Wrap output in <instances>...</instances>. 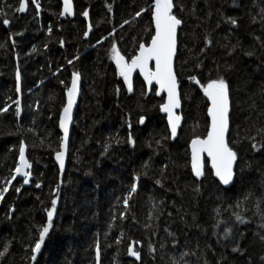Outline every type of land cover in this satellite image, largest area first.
Instances as JSON below:
<instances>
[{
    "label": "trees",
    "instance_id": "trees-1",
    "mask_svg": "<svg viewBox=\"0 0 264 264\" xmlns=\"http://www.w3.org/2000/svg\"><path fill=\"white\" fill-rule=\"evenodd\" d=\"M73 1V18L59 16L62 10L60 0H40L43 10L38 17L34 5L28 0L26 14L13 15L9 12V19L12 20L9 26L2 24L4 17L0 16V44L4 45L0 47V107L11 103L9 97L15 100L18 96L15 91L17 67L21 71L23 91L22 128L19 133L14 106L9 112L0 115V183L9 176L10 170L18 162L21 139L28 145L27 156L32 164L30 184L23 185L19 194L10 188L5 200L0 202V250L5 240L13 241L8 264H27L24 246L38 238L36 226L46 221L44 208L50 207V189L61 179L59 167L54 160L58 138L62 135L58 119L65 102V88L60 81L70 84L73 70L82 72V96L72 128L67 169L62 177L64 183L62 198L57 206L58 214L54 218V228L38 256V264H95L97 238L101 244L102 264H172L173 260L179 259L181 252L196 253L195 256L185 257L188 264H201L198 257L202 252H207V258L212 264H216V260L222 256L227 257L228 264H243L246 257L232 253L230 241L217 243L218 237L213 235V209L220 206L223 210L229 203L235 204L237 200H242L244 193L253 192L254 196L237 209L252 222L235 225L247 236L242 243L252 241L253 233L260 223L253 212L256 198L264 192V150L254 152L247 140L242 143L239 141L245 134L255 135V131H249V128L256 121L257 112L264 109V99L259 94L260 86L264 84V67L257 70L264 62V54L258 51L259 59L247 57L238 48L233 56H226L221 45L228 43L224 37L230 26L223 23L220 15L223 12L226 16L243 17L240 28L229 40L235 44L239 39L242 47L249 49L254 44L250 34L264 38L260 25L251 22V15L256 14V10L251 7V0L248 7L240 9L231 6L232 0H180L185 10L181 13L175 9L184 21L179 31L180 51L176 70L184 122L177 139L174 142L167 141L165 149L158 148L155 142L161 135L168 134L166 119L159 111L162 99L155 95L154 90L148 93L139 75L134 78V94H129L122 78L116 74L114 62L109 58L113 42L128 57L135 54L138 42H150L145 31L152 30L150 13H142L135 20L133 17L136 11L147 8L151 0ZM18 3L19 0H0V9L9 11L6 5L15 7ZM256 3L259 5L260 0H256ZM85 9L89 11L87 18L81 15ZM124 20L132 23L121 28ZM218 22L221 23L219 29L216 28ZM89 23L92 32L89 39H85L83 33L88 30ZM49 26L52 27L50 35L47 31ZM113 30L115 35L109 36ZM17 32L22 35H14ZM205 35L212 38L213 46L199 56L204 67L197 69V54L203 47ZM102 37L108 39L98 44L97 40ZM13 39L16 41L15 46ZM60 40L64 41L63 47ZM75 56H79V60H75L74 65H68L67 60ZM213 61L220 65L225 61L234 65V70L225 75L233 88V99L240 105L231 125V139L237 141L234 147L239 153L238 166L244 171L227 200L211 175L203 180L201 192L196 195L191 187L196 182L190 170L185 167L190 140L194 135L206 134L207 123L206 100L199 86L187 77L196 75L202 82H206L210 70L211 76L215 77ZM61 68L62 71L58 72L57 69ZM246 81L250 82L246 84ZM118 85L121 87L119 97L115 92ZM237 88L240 89L238 92ZM141 91L147 93L143 98L140 96ZM252 99L257 104L255 111L249 109ZM140 105L144 109L142 114L148 117L144 126L136 124L141 114ZM127 113L132 115L136 147L133 149L126 142L116 146L113 141L109 155L102 158L100 153L110 138L126 141L128 128L124 119ZM30 128L35 131H28ZM149 157L152 159L148 176L142 177L134 197L135 202L130 201L132 216L122 222L115 221L110 230L108 225L112 223V214L118 216L122 209V202L117 205L115 198L127 192L133 171H141L143 162ZM164 164L169 167L164 188H161L154 180ZM89 172L91 175H88ZM36 182H42L40 189L35 188ZM21 184L22 178L13 181L15 186ZM185 185L189 187L185 188ZM160 201H163V214L159 221L152 222L157 232L153 236L152 229H146L144 225L149 222L148 213L156 211L153 204ZM10 207H15L16 211L9 220L7 214ZM182 216L184 219H181ZM221 218L228 221L229 225L234 221L230 211H224ZM165 228L174 236H169ZM222 230L223 225L215 229L217 232ZM121 231L125 233V239L118 249L114 237ZM132 240L141 241L137 245L141 250L140 262L126 254ZM149 240L156 247L154 256L148 251ZM173 240L178 242L175 248ZM161 242L165 243L163 249L160 248ZM207 245H211L212 250H208ZM249 254L258 258L259 245L250 247Z\"/></svg>",
    "mask_w": 264,
    "mask_h": 264
},
{
    "label": "snow or ice",
    "instance_id": "snow-or-ice-1",
    "mask_svg": "<svg viewBox=\"0 0 264 264\" xmlns=\"http://www.w3.org/2000/svg\"><path fill=\"white\" fill-rule=\"evenodd\" d=\"M31 4L34 5L36 16L38 17L43 10L40 0H31ZM231 6L236 9L248 7L249 0H232ZM5 7H7L9 11L0 9V16L4 17L2 24L4 26H9L12 23V20L9 19V12H12L13 15L14 13H24L28 8V0H19L18 6L15 7L12 5H6ZM251 7L256 10L255 15L247 13L248 15H251V22L253 24H259L261 32H264V0H260L259 5L256 3V0H251ZM174 9H178L181 13L185 10L184 5L180 0H175V2L174 0H151V3L148 4L147 8H141L139 11H136L133 17V20H135L136 17H141L142 13H150L152 30L145 29L150 37V42H144L143 40L138 42L135 54L130 57L123 54L115 42L111 44L109 49V58L115 64L116 74L122 78L123 85L126 86V90L129 94H134L133 74L138 71V74L143 77V82L148 85V91L154 90L155 95L161 97L163 102L159 104V111L166 114L168 134L161 135L160 138L155 141L157 147L160 149H165L167 141L177 139L178 129L181 127L183 119L182 115L177 112V109L181 108L182 95L178 72L176 70V61L180 51L179 31L182 30L184 21L177 15ZM111 10V5H109V11ZM72 14L73 0H63V10L59 13V16H70ZM81 15L87 18L89 16V11L85 9L82 11ZM220 15L223 23L230 26L224 37L225 41H228V43L221 45V47L225 49V55L231 57L239 48L244 56L256 57L259 59L257 52L259 51L261 54H264V38L259 35L250 34L254 44L250 46L249 49L243 48L239 39H237L235 44H232L229 37L233 36L235 31L240 28V21L243 17L226 16L223 12H221ZM208 16H211V12L208 13ZM257 17L259 19H257ZM130 23H132V21L124 20L123 24H121V28H123L125 24ZM197 27H199V25H197ZM220 27L221 23L218 22L216 28L219 29ZM91 30L92 25L89 23L88 30L83 33V36L87 38ZM47 31L50 35L52 33V27L49 26ZM14 35L20 36L22 33L17 32ZM108 35L114 36L115 30L109 32ZM9 38L11 39V37ZM107 39L108 37H102L97 40V43L103 44ZM12 43L13 46H15L16 41L13 39ZM59 43L61 47H63L64 41L60 40ZM212 46V38L205 35L203 39V47L200 48L199 53L197 54V63L195 65L197 69H202L204 67V63L202 60H199V56L203 55ZM0 47H4V45L0 44ZM45 47H47V45H45ZM35 51L36 49L33 48V52ZM188 51L191 52L192 50L188 49ZM75 60H79V56L67 60V64L74 65ZM184 63H187V61H184ZM213 64L215 65L214 70L216 75L215 77H212L210 70L209 78L206 82H202V80L198 79L196 75H189L187 77L190 82L199 86V90L202 92L203 97L206 100L205 107L207 123L205 127L206 134L194 135L190 140L185 167L190 170V173L196 182L191 185L192 191L196 195H199L201 192L203 180L208 179L209 175H211L216 179L218 190L223 192V197L227 200L230 199L232 190L235 188L237 181L241 179L244 171L243 168H239L238 166L239 153L234 147L237 141L231 139V125L234 123L236 109L240 107V105L233 99V88L229 79L225 75V73L234 70V65L227 63V61H225L223 65H220L215 61H213ZM262 67H264V62H262L261 66H258L257 70H261ZM221 68H223V71H221ZM57 71H62V68L57 69ZM15 80V91L19 94L21 93V71L19 67L16 69ZM81 80L82 72L80 70H73L71 73L70 84H66L64 80L60 81V84L65 88L66 97V101L62 105L58 119V127L61 130L62 135L58 138L59 145L58 149L55 150V159L59 164L61 179L56 183L55 187L50 189V207L44 208L46 221L42 225L36 226L38 238H36L34 242H30L24 246L27 264H38V256L42 252L46 238H48L49 233L54 228V218L58 214L57 206L62 198V185L64 183L62 177L65 170V158L69 154L70 127L73 124V109L74 106L77 105V98L81 94ZM249 82L250 81H246V84ZM154 85L157 87L154 88ZM239 90V88L236 89L237 92ZM120 91L121 87L118 85L115 89L117 97H119ZM259 94L261 98L264 99V84L260 86ZM146 95V92L141 91V98ZM8 99L11 103L0 107V115L9 112V109L14 106V115L17 121V133H19L22 128L20 118L23 111L21 99L19 98V95L15 100L11 97ZM49 99H52V97ZM139 108L141 114L138 115L136 124L144 126L148 117L142 114L144 111L143 106L140 105ZM249 109L252 111L257 109V104L254 99L251 100ZM261 121H264V109L257 112L256 121L253 122L249 128V131H255V135L245 134L242 140L239 141L242 143L243 140H247L254 152H261L264 150V123H261ZM33 123H35V121H33ZM124 123L128 128L126 141H122L115 137L110 138L109 141L104 144L103 151L100 153L102 158L109 155V152L113 147V141L116 146L126 142L133 149L136 147L137 141L133 133L134 124L131 113L126 114ZM236 127L239 128V125ZM28 131L34 132L35 130L30 128ZM17 133L10 134L15 135ZM41 143H44V140H41ZM50 146L49 143V147ZM27 147L28 145L25 140L21 139L18 149V162H16L15 167L10 170L9 176L3 178L2 183H0V202L5 200V196L10 188L15 193L19 194L23 185L30 184L32 177V164L26 158ZM149 147H151V144H149ZM151 159L152 158L149 157L147 161L143 162L141 171H133L131 183L128 185L127 192L122 196H117L115 198L117 205L122 202V209L119 210L118 216L115 213L112 214V223H109L108 225L110 230L113 228L115 221L119 220L122 222L132 216L130 201L135 202L134 197L138 193L140 181L142 177L148 176L151 168ZM168 167V164H164L159 169V176L154 180V183L161 188H164V180L167 179L166 172ZM237 169L239 170L237 171ZM88 175H91V173L89 172ZM18 177L22 178V184L20 186H15L13 185V181H17ZM41 187L42 182L35 183V188L40 189ZM187 187H189V185H185V188ZM177 191L179 194L180 190L178 189ZM253 196V192H247L243 194L242 200H237L235 204L229 203L227 208H224L223 210L220 206L213 209L215 213V216L213 217L215 221L213 224V235L218 237V244L221 243L222 240L230 241L231 252L237 254L239 257H246L243 264H264V192H262L255 201V211L253 212V216L257 217L260 220V223L257 225V231L253 233L252 241L248 244L242 243V241L247 239V236L244 232H240L235 227L236 224H249L252 222L240 211H237V209H240L243 203L249 201ZM37 199H39V197H37ZM162 205L163 201L153 204V209L156 211H150L148 213L147 220L149 222L144 225L146 229H152L153 236L157 235V232L155 231L152 222L159 221L160 215L163 214ZM15 211V207L9 208L7 214L9 220L12 218V214ZM224 211H230L231 217H234V221L231 225H229L228 221L221 218ZM168 215L171 216L172 213L169 212ZM132 218L133 220L135 219L134 216ZM192 218L193 221H195L196 217L194 215ZM181 219H184V217L182 216ZM222 225V232L215 231V229H220ZM164 231L169 236H174V233L170 232L167 228H165ZM105 237L107 238V233H105ZM124 239L125 233L123 231H121L118 236L114 237V243L117 245L118 249L119 246L123 244ZM177 243L176 240H173V248L177 246ZM140 244L141 241L132 240L131 243L128 244L126 251L127 256L134 257L137 262H140L142 259L141 250L137 247V245ZM257 244L260 248L258 258L249 254V248ZM160 248H165V243L161 242ZM12 249L13 241L5 240L2 244V250H0V264H8V257L10 256ZM207 249L212 250L211 245H207ZM148 251L153 256L156 252V247L151 240H149L148 243ZM189 255L195 256L196 253L181 252L179 259L173 260L172 264H188L185 257ZM213 255H215L214 251ZM198 260L201 261V264H212L207 258V252H202L201 256L198 257ZM95 264H102L101 244L99 238L95 241ZM216 264H228L227 257H220L216 260Z\"/></svg>",
    "mask_w": 264,
    "mask_h": 264
},
{
    "label": "water",
    "instance_id": "water-1",
    "mask_svg": "<svg viewBox=\"0 0 264 264\" xmlns=\"http://www.w3.org/2000/svg\"><path fill=\"white\" fill-rule=\"evenodd\" d=\"M61 1V4H62V10H63V0H60ZM61 10V11H62ZM174 11H175V9H174ZM28 12V8L26 9V11L24 12V13H21V14H26ZM63 17H70V18H73V17H75V4H74V1H73V14L72 15H66V16H63ZM91 32H92V30L89 32V35H88V37L87 38H85V39H89V37H90V34H91ZM136 75H139L138 74V71L137 72H135L134 74H133V77L135 78V76ZM140 76V75H139ZM140 78L143 80V77L142 76H140ZM82 85H83V81L81 80V94H80V96L77 98V105L76 106H74V109H73V124H72V126L70 127V139H71V133H72V128H73V126H74V123H75V118H76V114H77V111H78V108H79V104H80V99H81V96H82ZM145 85H146V88H147V91H148V85L145 83ZM154 88L155 87H157V86H153ZM152 91H148V93H151ZM19 95V98L21 99V104H22V97H23V91H22V81H21V93H19L18 94ZM163 95V94H162ZM158 97V96H157ZM158 98H161V97H158ZM65 101H66V97H65ZM182 107H183V104H181V108L180 109H177V112H178V114H181L182 115ZM161 113V112H160ZM161 115H163L164 117H165V119H166V114H164V113H161ZM21 116H22V114H21ZM182 117H183V115H182ZM21 119V118H20ZM166 122H167V119H166ZM183 122H184V118L182 119V122H181V127L178 129V134H179V131H180V129L182 128V126H183ZM60 132H61V130H60ZM61 134H62V132H61ZM178 137V136H177ZM172 142H174L175 140H171ZM190 144V143H189ZM26 158L28 159V156H27V149H26ZM68 158H69V154L66 156V158H65V170H64V172L66 171V169H67V164H68ZM54 160H55V162H56V164L58 165V167H59V164H58V162L56 161V159H55V156H54ZM31 172H32V168H31ZM18 178H21V177H18Z\"/></svg>",
    "mask_w": 264,
    "mask_h": 264
}]
</instances>
